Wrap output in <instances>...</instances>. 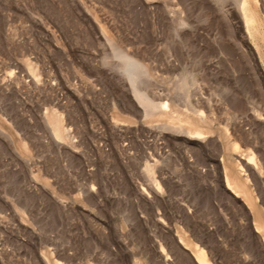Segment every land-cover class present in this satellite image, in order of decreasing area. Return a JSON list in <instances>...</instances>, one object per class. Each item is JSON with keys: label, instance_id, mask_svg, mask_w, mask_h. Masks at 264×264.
I'll return each mask as SVG.
<instances>
[{"label": "rangeland", "instance_id": "obj_1", "mask_svg": "<svg viewBox=\"0 0 264 264\" xmlns=\"http://www.w3.org/2000/svg\"><path fill=\"white\" fill-rule=\"evenodd\" d=\"M236 1L0 0V264H264V64ZM200 96L203 136L174 131Z\"/></svg>", "mask_w": 264, "mask_h": 264}, {"label": "bare ground", "instance_id": "obj_2", "mask_svg": "<svg viewBox=\"0 0 264 264\" xmlns=\"http://www.w3.org/2000/svg\"><path fill=\"white\" fill-rule=\"evenodd\" d=\"M237 9L239 13V17L241 18L240 20L242 21V24L244 26V31L250 41H252L255 49V53L257 58L259 59L260 62L264 64V0H237ZM263 14V15H262ZM239 20V21H240ZM241 24V25H242ZM135 65V67H141V64L138 63L136 60L130 61ZM131 68V67H129ZM133 70H136L134 68H131V70L127 71V78L130 82L131 87H134V79H135V73ZM133 92L135 93L136 98L140 101V103L143 105V107H148L149 109L151 108L154 109L156 105L146 96H144L141 93H138L134 88ZM198 98V97H197ZM201 96L196 99V102L192 105L188 101L185 103V110L182 113L180 119L188 124V129H174L177 133H183L186 134L189 138H201L203 135V132L200 128V126H197L192 123L194 122L193 118L195 120L199 119V121H203V112L200 109L201 107ZM191 102V100H190ZM193 103V102H192ZM198 106V108H197ZM200 106V107H199ZM164 107V106H163ZM159 108V107H158ZM255 113V117H260L261 113ZM193 126L196 127L193 129ZM173 131V130H172ZM202 135V136H201ZM234 140V139H233ZM241 142V141H240ZM229 147L233 150H237L238 145L235 141H229L228 143ZM242 155L246 156V162H251L254 161V153L252 150L247 149V153H241ZM255 166V165H254ZM227 181V179H226ZM232 188L240 193L244 192L243 186L237 182V181H231V183H228ZM245 195V193H243ZM247 198V196H246ZM201 254V255H200ZM198 254L197 257L201 260L203 264H208L207 261L204 259V255L202 253Z\"/></svg>", "mask_w": 264, "mask_h": 264}]
</instances>
